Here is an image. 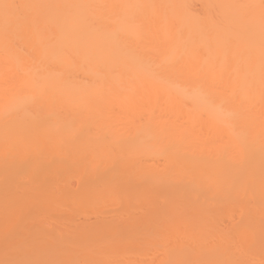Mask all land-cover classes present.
<instances>
[{
  "label": "bare ground",
  "instance_id": "6f19581e",
  "mask_svg": "<svg viewBox=\"0 0 264 264\" xmlns=\"http://www.w3.org/2000/svg\"><path fill=\"white\" fill-rule=\"evenodd\" d=\"M0 264H264L262 0H0Z\"/></svg>",
  "mask_w": 264,
  "mask_h": 264
},
{
  "label": "rangeland",
  "instance_id": "374dc122",
  "mask_svg": "<svg viewBox=\"0 0 264 264\" xmlns=\"http://www.w3.org/2000/svg\"><path fill=\"white\" fill-rule=\"evenodd\" d=\"M262 4L264 5V0H262ZM82 220V219H81ZM91 220H93V219H91ZM94 222V220L93 221H91V223H93ZM2 244V243H1ZM3 244H5V242L3 243Z\"/></svg>",
  "mask_w": 264,
  "mask_h": 264
}]
</instances>
